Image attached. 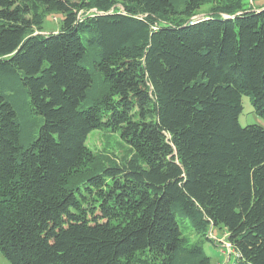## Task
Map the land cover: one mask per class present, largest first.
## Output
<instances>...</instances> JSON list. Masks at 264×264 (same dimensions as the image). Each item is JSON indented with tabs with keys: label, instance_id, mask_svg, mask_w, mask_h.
Masks as SVG:
<instances>
[{
	"label": "trees",
	"instance_id": "1",
	"mask_svg": "<svg viewBox=\"0 0 264 264\" xmlns=\"http://www.w3.org/2000/svg\"><path fill=\"white\" fill-rule=\"evenodd\" d=\"M256 1L0 0L11 264H211L215 227L264 264V126L239 121L244 95L264 116ZM95 129L133 152L89 151Z\"/></svg>",
	"mask_w": 264,
	"mask_h": 264
},
{
	"label": "rangeland",
	"instance_id": "2",
	"mask_svg": "<svg viewBox=\"0 0 264 264\" xmlns=\"http://www.w3.org/2000/svg\"><path fill=\"white\" fill-rule=\"evenodd\" d=\"M253 2L258 3L256 0H248V3L251 5H254ZM207 9L208 6H204L197 16L204 15ZM59 17L60 14L58 12L47 13L43 30L45 32L57 30L60 25ZM243 105L244 109L239 117L240 123L242 125L257 123L264 126V116L254 110L251 100L247 95L243 97ZM86 146L89 151L104 154L102 155L104 157H115L116 155L131 154L133 152L132 146H130L117 131L109 129H95L91 131L87 137ZM215 233H222V230L219 227H215ZM221 236H223V234H221ZM222 241L224 242L225 240ZM205 248L212 257V264H217L218 261L222 263L225 261L223 264H245L237 262L235 255H232L231 259L229 258L230 252L226 241L222 245V248H216L212 242L206 240ZM219 250H223L224 253H220L221 251ZM0 264H11L1 251Z\"/></svg>",
	"mask_w": 264,
	"mask_h": 264
},
{
	"label": "crops",
	"instance_id": "3",
	"mask_svg": "<svg viewBox=\"0 0 264 264\" xmlns=\"http://www.w3.org/2000/svg\"><path fill=\"white\" fill-rule=\"evenodd\" d=\"M221 234H223V236H221ZM212 238L215 239V242H212V244L216 247V248H222V245L224 244V242H228L227 238H226V234L225 233H215V229L212 233ZM222 240H225L224 242ZM221 251L220 253L223 252V250H219ZM224 253V252H223ZM229 258L231 259L232 257L229 256ZM225 262V261H224ZM223 262V263H224ZM221 261H218L217 264H223ZM212 264V261H211Z\"/></svg>",
	"mask_w": 264,
	"mask_h": 264
},
{
	"label": "built area",
	"instance_id": "4",
	"mask_svg": "<svg viewBox=\"0 0 264 264\" xmlns=\"http://www.w3.org/2000/svg\"><path fill=\"white\" fill-rule=\"evenodd\" d=\"M227 246L229 247L230 256L235 255L237 262H239V252L234 249L230 242H227Z\"/></svg>",
	"mask_w": 264,
	"mask_h": 264
},
{
	"label": "water",
	"instance_id": "5",
	"mask_svg": "<svg viewBox=\"0 0 264 264\" xmlns=\"http://www.w3.org/2000/svg\"><path fill=\"white\" fill-rule=\"evenodd\" d=\"M202 18H204L203 16H197L195 21L201 20Z\"/></svg>",
	"mask_w": 264,
	"mask_h": 264
}]
</instances>
